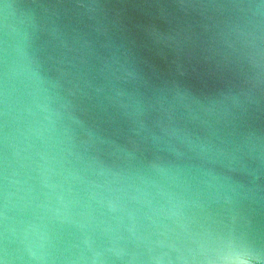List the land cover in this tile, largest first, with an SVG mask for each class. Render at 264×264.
<instances>
[{"label":"water","instance_id":"obj_1","mask_svg":"<svg viewBox=\"0 0 264 264\" xmlns=\"http://www.w3.org/2000/svg\"><path fill=\"white\" fill-rule=\"evenodd\" d=\"M259 3L0 0V190L6 161L38 187L37 163L54 156L52 182L81 196L90 182H103L101 172L130 177L105 185L124 187L129 197L143 187L139 177L149 181L151 204L125 197L122 211L109 215L94 206L98 248L146 255L127 230L133 225L137 237L171 231L183 238L181 224L189 233L223 228L234 208L250 213L264 237V114H244L234 103L253 74V38L264 32V18L251 10ZM5 11L15 14L9 43L26 48L46 82L41 118L49 116L53 129L47 149L38 144L23 159L12 139L6 143V136L24 140L32 117L6 122L3 114L6 61L19 55L6 51ZM163 251L175 261L176 251Z\"/></svg>","mask_w":264,"mask_h":264},{"label":"clouds","instance_id":"obj_2","mask_svg":"<svg viewBox=\"0 0 264 264\" xmlns=\"http://www.w3.org/2000/svg\"><path fill=\"white\" fill-rule=\"evenodd\" d=\"M251 10L254 16L264 18V0ZM14 19V13L5 11L6 51L12 47L19 55L11 62L6 61L3 114L6 122L16 121L25 113L32 117L24 140L15 141V138L6 136V143L13 140L11 146L16 157L23 159L21 153L38 144L47 149L53 129L45 122L50 121L49 116L41 118V113L46 111L43 103L46 82L37 73L26 48L9 43V39H14ZM257 27L259 29V25ZM249 63L253 74L247 78L246 86L235 93L234 103L242 113L259 118L264 114V32L253 38ZM260 140L261 137L255 138L257 148L261 147ZM25 141L29 143L22 147ZM37 155L41 154L37 152ZM41 159L44 163H37L34 169L39 175L38 187L30 185L12 164L5 162L0 190V264H108L113 257L124 264H264V237L257 236L253 216L238 208L232 210L229 223L223 228L209 225L196 233H189L187 225L181 224L185 233L183 238L180 233L171 231H156L137 237L138 228L133 225L127 230L145 245L146 255L129 252L115 244L98 248L95 236L99 224L93 215L94 206L103 209L105 215L121 212L125 197H129L128 189L105 185L131 178L122 173L101 172L100 175L105 177L103 182H90V188L81 196L72 189L65 190L62 183L52 182L50 165L54 156H41ZM150 167L161 170L156 164ZM139 179L143 187L136 186L135 194L129 198H144L151 204L149 181L144 177ZM177 215L179 213H172V216ZM153 223H162V220ZM166 248L178 253L175 261L163 251Z\"/></svg>","mask_w":264,"mask_h":264}]
</instances>
